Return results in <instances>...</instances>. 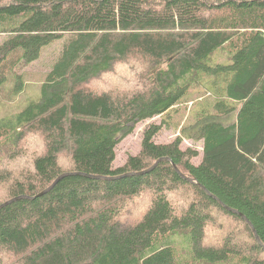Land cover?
<instances>
[{
  "label": "trees",
  "instance_id": "obj_1",
  "mask_svg": "<svg viewBox=\"0 0 264 264\" xmlns=\"http://www.w3.org/2000/svg\"><path fill=\"white\" fill-rule=\"evenodd\" d=\"M0 35L5 99L62 41L39 98L0 118V264H264V0H0Z\"/></svg>",
  "mask_w": 264,
  "mask_h": 264
},
{
  "label": "rangeland",
  "instance_id": "obj_2",
  "mask_svg": "<svg viewBox=\"0 0 264 264\" xmlns=\"http://www.w3.org/2000/svg\"><path fill=\"white\" fill-rule=\"evenodd\" d=\"M6 38V36L0 35V43ZM64 40V39H63ZM62 41L55 42L51 44L50 46L46 47L40 58L29 64L25 67H22L21 70H19V74H22L21 78L24 81L25 88L20 91L17 94H13L8 97V99L4 98V94L2 92H6L8 88H10L11 82H7L3 88H0V118H8L11 117L18 112H20L30 101H34L39 98L40 95V86L42 82L44 81V77L47 75V73L50 71L51 66L55 62V59L58 56L60 46ZM228 58V53L226 49H222L220 51H217L215 56L213 57L214 63H226ZM11 64V61H10ZM16 71H18V67L16 68ZM125 69H122L121 72H124ZM119 77L125 78V73H122L121 75H118ZM114 78H111L110 81H112ZM128 88L129 86H125ZM209 97L206 95L204 90H194L189 92L188 100L189 103L183 104L181 106L176 107V112L173 113L174 109L171 110L170 114L171 117L168 119V125H164L162 129L157 133L155 136L154 141L156 143H166L171 140H173L175 137H177L179 133V126L184 124L187 121L188 111L191 109V111L196 110L198 107L197 103H199V100L203 97ZM193 104V105H192ZM232 119H234V113L231 115ZM231 119V120H232ZM161 123L160 117H155L151 120H147L144 122H140L134 126L133 131L128 134L126 137H124L116 146L115 149V161L113 166L118 167L121 166L124 161L127 159L128 156L135 155L140 148V143L143 137L144 131L150 126V125H159ZM182 147H192L193 149H196L198 151H201V145L198 142H193L190 140H183ZM200 161V156L196 159V162ZM140 205L138 203L134 210L137 209V207ZM121 220V219H120ZM134 217L127 216L122 217V221H133ZM221 222L225 225L227 223L223 220ZM228 228V227H227ZM183 241L182 237H177L174 239V242L177 244H180ZM183 243V242H182Z\"/></svg>",
  "mask_w": 264,
  "mask_h": 264
},
{
  "label": "water",
  "instance_id": "obj_3",
  "mask_svg": "<svg viewBox=\"0 0 264 264\" xmlns=\"http://www.w3.org/2000/svg\"><path fill=\"white\" fill-rule=\"evenodd\" d=\"M159 161H160V160H158V161H157V162H156L151 168H149L148 170L142 172V174H144V173H148V172H150L151 170H153L154 167L156 166V164H157ZM69 175H76V174H75V173H66V174H62L59 178H57V179L51 184L50 187H48L46 190H44L41 194H44V193L48 192L49 190H51V189L53 188V186L57 183V181H59V180L62 179L63 177L69 176ZM182 177H184V176L182 175ZM184 178H186V179L189 180V181L194 182V180H192V179H189V178H187V177H184ZM20 198H21V197H20ZM20 198H16V199H20ZM16 199L10 200V201H8V202L2 204V206L9 204V203L15 201ZM2 206H1V207H2ZM232 212L237 213L236 211H232ZM240 216H241V215H240ZM242 218H243L244 220H246L244 217H242ZM254 234H255V233H254Z\"/></svg>",
  "mask_w": 264,
  "mask_h": 264
}]
</instances>
